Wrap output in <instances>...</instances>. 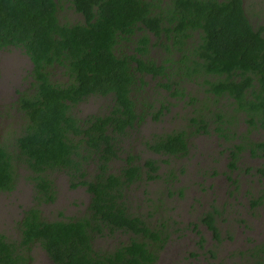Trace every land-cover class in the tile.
I'll return each instance as SVG.
<instances>
[{"label": "trees", "instance_id": "16d2710c", "mask_svg": "<svg viewBox=\"0 0 264 264\" xmlns=\"http://www.w3.org/2000/svg\"><path fill=\"white\" fill-rule=\"evenodd\" d=\"M60 1L0 0V50L21 49L31 63L30 90L18 92L16 99L24 122L17 125L13 142H0V192L13 191L18 163L28 170L34 190V205L18 222V242L0 234V264H30L37 244L51 264H155L167 235L129 215L122 191L144 178L156 179V162L146 160L143 171L129 157L124 167L109 173L117 158V136L145 116L158 120L168 110L145 97L137 99L143 78L149 76L182 99L184 89H172L170 76L195 78L204 94L202 107H215L217 133L237 137L227 167L235 170L243 152L264 160V140L237 130L240 124L247 132L264 130V22L251 25L243 0H63L80 17L71 23L59 17L64 9ZM191 39L196 44L189 46ZM157 44L165 50L160 62L148 56ZM56 70L63 81L53 76ZM90 96L109 97L110 110L79 120L71 107ZM188 98L193 102L190 94ZM202 117L190 118L194 132L154 133L146 147L156 155H186L188 137L208 132ZM89 159L96 171L90 180L85 172ZM55 171L73 179L72 187H85L86 215L53 221L42 217L39 207L55 200L50 177ZM255 172L264 184V162ZM262 204L264 192L250 206ZM214 214L205 213L200 223L217 239ZM116 231L134 237L111 251H95V237ZM257 247L264 254V242ZM255 264H264V256L256 257Z\"/></svg>", "mask_w": 264, "mask_h": 264}, {"label": "rangeland", "instance_id": "374dc122", "mask_svg": "<svg viewBox=\"0 0 264 264\" xmlns=\"http://www.w3.org/2000/svg\"><path fill=\"white\" fill-rule=\"evenodd\" d=\"M59 5L64 8L59 12L62 20L66 18L74 23L80 18L69 9L70 3L61 0ZM243 7L254 28L264 22V0H243ZM150 50L156 57H162L161 49ZM30 69L31 63L21 49L10 47L0 50L1 143L13 142L18 133L17 125L24 122L16 99L18 92L30 90ZM53 76L63 81L60 70H56ZM143 80L145 84L138 90L139 98H135L145 97L157 108L160 104L167 105L168 110H163L158 120L145 116L139 126L127 130L126 137L116 140L115 147L120 149V155L110 163V170L117 172L129 157L133 158L134 164L142 166L143 171L146 160L156 162V179L146 181L144 178L123 190L127 213L140 218L149 227L161 228L167 235L155 264H255L256 257L264 256L257 247L264 242V204L252 208L250 203L264 192V184L255 172L264 160L243 152L235 170L227 167L230 162L228 150L237 143V137L225 139L217 133L212 118L215 107L210 106L208 110L202 107L204 94L195 78L189 80L182 73L170 76V81L175 82L174 85L170 83L172 89H184L186 96L183 99L170 96L157 86L158 81L149 76ZM188 94L193 102H190ZM109 106V97L90 96L72 106L71 114L84 120L89 116L107 114ZM199 116H203L208 132L188 137L186 155L166 157L156 155L146 147L145 142L154 133L181 129L194 132L195 126L189 120ZM237 130L255 141L264 140V130L247 132L243 124ZM14 169L16 183L13 191L0 192V234L9 241L18 242V222L23 211L34 205V190L25 165L15 164ZM85 172L86 178L91 179L95 172L94 164L89 163ZM50 177L55 200L39 207L42 217L53 221L86 215L89 194L85 187H72L74 180L64 171H55ZM213 210L217 239L200 223V218ZM133 237L123 231L97 236L94 249L100 253L111 251ZM30 255V264H51L38 244L32 246Z\"/></svg>", "mask_w": 264, "mask_h": 264}, {"label": "flooded vegetation", "instance_id": "af4514ba", "mask_svg": "<svg viewBox=\"0 0 264 264\" xmlns=\"http://www.w3.org/2000/svg\"><path fill=\"white\" fill-rule=\"evenodd\" d=\"M196 34H198V33L196 32ZM149 37H151V42L154 41V38H153V36H152L151 34H149ZM194 38H197V36L195 35ZM194 38H193V39H194ZM134 39L136 40L135 37H134ZM151 42H150V44H151ZM194 43H195V42L191 39V40L188 41L187 44H188L189 46H192ZM195 44H196V43H195ZM188 45H187V46H188ZM152 48H159V49H161L162 52H163V53H161V54H164V51H165V50H164L162 47H160L158 44H157L156 46H153V47L150 46V49H152ZM150 49H149V50H150ZM148 56H149L152 60H154V61H156V62H160V61H161V57H156L155 53H154V52H151V50H150ZM17 98H18V97H17ZM137 105H138L137 108L139 109V107L141 106V104L137 103ZM109 110H110V108H109ZM141 123H142V122H141ZM141 123H140V124H141ZM140 124H139V125H140ZM139 125H138V126H139ZM136 126H137V124H134V127H136ZM127 130H129V129H127ZM130 130H131V129H130ZM126 135H128V131H126V133H125L124 135H118L117 138H116V140L119 139L120 137H123V138H124V137H126ZM151 139H152V138H151ZM151 139H150V140H151ZM148 150H149V149H148ZM149 151H150V150H149ZM90 153H91V152H89V154H90ZM152 153H153V152H152ZM119 155H120V149H119V150L117 149V150H116V157H119ZM91 157H93V155H91ZM113 159H114V158H113ZM89 163H92V160H91V159H89ZM125 165H126V163H125ZM125 165H123V167H124ZM121 168H122V167H120V168L118 169V171H119ZM110 172H111V170H109V173H110ZM95 173H96V171L94 172L93 177H94ZM111 173H112V172H111ZM93 177H92V178H93ZM92 178H91V179H92ZM88 180H90V179H88ZM135 183H136V182H135ZM133 184H134V183H133ZM131 185H132V184H130V185H128L127 187H125L124 190H125L126 188L130 187ZM122 192H123V191H122ZM122 200H123V199H122ZM123 206H124V208H125L124 201H123ZM125 210H126V208H125ZM126 212H127V211H126ZM48 260H49V259H48ZM49 262H50V261H49ZM50 263H51V262H50Z\"/></svg>", "mask_w": 264, "mask_h": 264}]
</instances>
